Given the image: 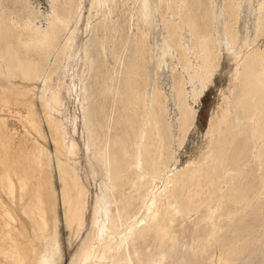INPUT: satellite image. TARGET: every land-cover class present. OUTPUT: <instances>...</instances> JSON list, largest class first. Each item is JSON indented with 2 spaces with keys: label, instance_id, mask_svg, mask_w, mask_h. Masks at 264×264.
Listing matches in <instances>:
<instances>
[{
  "label": "rangeland",
  "instance_id": "rangeland-1",
  "mask_svg": "<svg viewBox=\"0 0 264 264\" xmlns=\"http://www.w3.org/2000/svg\"><path fill=\"white\" fill-rule=\"evenodd\" d=\"M29 1L44 15L52 13L53 0ZM108 1V6L114 7L110 15L107 5H100L98 10L96 0H84L82 9L66 35V38L73 36L70 53L60 57L63 45L59 46L47 69V74H51L55 68H60L52 77L49 90L45 91L42 81L36 85V114L43 134L40 137L33 130L31 134L46 155L42 159V166L39 165L40 160L34 162L35 169H41V175L33 174L31 180L33 182L39 178L48 191L52 188L53 197L46 216L49 227L46 230L35 227L29 216L25 215L19 197L13 203L0 190V198L7 202L13 218L10 230L18 244L25 247L27 264H55L52 252L56 241L63 257L62 264H81L80 252L93 229V206L97 197L102 199L96 228V234L100 233L101 236L95 245L106 248V259L102 264H116L117 254L120 255L118 260L123 256L125 242L130 243L136 264H219L220 261V264H264V144L258 141L255 145L253 138L251 145L247 146L245 136L247 120L252 119L249 122L254 123L258 111L263 108L264 113V98H258L252 106V114H249L248 103L242 99L246 92L248 69L236 70L235 55L247 39L252 41L250 49L264 51V27L261 32L257 30L258 8L264 0H242L237 13L238 20L232 22L238 34L236 45L230 44L225 33L230 21L224 11L227 6L225 0ZM0 2L3 6H9L14 0ZM94 4L96 7L93 9ZM55 5L59 6L57 3ZM40 22L47 26L45 17ZM207 35L213 36L214 43L220 44V66L200 99L197 102L190 100L197 113L195 125L183 146L178 147L172 142L175 154L167 179L171 184L161 183L162 187L158 185L150 197L152 200L163 196L158 208L149 204L150 198L142 204L143 196L130 204L129 194L123 187L115 188L114 193L120 195L121 202L118 206L112 205L110 202L114 195L104 188L102 169L96 154L106 142L110 145V156L119 158L116 165L125 167L131 163L127 167L129 173L135 172L136 158L125 153L122 145L117 143L126 139L125 136H119L125 123L123 115L127 112L126 106L138 99L145 101V106L142 104L140 108L149 106L157 88L168 96L169 121L173 124L174 136L177 135L175 120L178 110L172 92L173 85L184 78L189 94L200 88L199 79H193L194 70H184L178 60L188 49L190 60L197 68L201 60L193 48L202 36ZM177 44L179 46H175ZM163 52L171 53L173 58L166 57L167 63L159 68L158 62L163 58ZM88 57L92 60L91 69L87 66ZM13 74L17 78H24L20 71ZM99 74H104L106 79L103 93L100 94ZM85 84L87 87L83 90ZM52 89L60 91L63 101V106L54 111L50 106L47 107L63 125L61 143L65 148L62 153L56 151L53 134L39 100L43 90L49 99ZM85 94L87 101L83 100ZM9 116L0 112V119ZM134 117L132 112L131 118L136 122ZM13 119L20 118L13 115ZM99 133L103 137V144L95 141ZM73 145H77L78 150L75 149V155L72 156L69 150ZM240 153L242 156L235 161L234 158ZM220 155L222 162L218 164L216 160ZM59 162L77 170L83 185L90 190L91 207L87 225L79 236H76V229L68 225L61 194ZM200 170L203 171L201 176L192 177L193 172ZM165 183L169 186L166 187ZM199 184L201 188H209V192L197 196ZM162 189L164 192H161ZM125 201H129V204ZM149 207L157 212L150 219L147 216L151 214ZM120 210L123 212L122 226L116 229L109 243L108 230L114 232L111 222ZM128 214L135 216L131 222L126 221ZM124 259L121 263L129 264V257ZM98 263L94 259L89 264ZM2 264L6 263L3 261Z\"/></svg>",
  "mask_w": 264,
  "mask_h": 264
},
{
  "label": "bare ground",
  "instance_id": "bare-ground-1",
  "mask_svg": "<svg viewBox=\"0 0 264 264\" xmlns=\"http://www.w3.org/2000/svg\"><path fill=\"white\" fill-rule=\"evenodd\" d=\"M108 2V0H96L95 4L98 3V10L101 7L100 5H107L106 8L109 9L110 15L113 13L114 7L108 6ZM225 2H227V6L224 8V11L229 15L230 20L225 27V33L229 38L230 44L236 45L238 42V34L232 27V22L238 20L237 13L238 9L241 7L242 0H225ZM56 3L59 6H56ZM83 3L84 0H53L52 13L44 15L29 0H14L12 5L9 6H3L0 2V112L10 115L9 117L0 119V190L3 191L13 203H16L18 196L25 215L29 216L35 227L42 230H46L49 227L46 216L49 209L48 204L53 197V192L51 191V187V190L49 189V191L46 189L45 184L41 181V179H34L33 182L31 180L33 174L41 175V169H35L34 162L40 160L39 165L42 166V159L46 155L45 151L39 146V143L31 134V130H33L41 137V133L43 131L41 130V125L38 119L39 117H37L36 114V85L42 81L45 91L49 90L48 85L52 82V77L60 69L55 68L51 74H47L49 62L54 52L61 45L63 46L59 55L60 57L70 53L73 36L66 38V35L79 11L82 9ZM95 4L93 5V9L96 7ZM44 17L47 20V26L42 25L40 22V20ZM106 17L108 18L109 16ZM257 24V30L258 32H261L264 27V1L259 4ZM64 38H66V41L62 44ZM251 44V39H247L241 50L235 52L237 59L236 70L239 71L241 68L248 69L247 76L245 77L246 92L244 95L242 94V99L248 103L247 110L249 111V114H252V106L258 98H264V51L259 48L250 49ZM105 46L106 44L103 45V50L106 49ZM175 46L179 45L177 44ZM193 50L195 55H197V58L201 60V63L197 66V68H195L196 66L194 67L192 64L193 61L191 62L190 60V53H187L188 49L185 50L186 53L182 56V58L180 57L178 62L182 65L184 70H194L195 74L193 79H199L200 88L199 90L194 91L192 95L189 94L186 90L187 84L184 78L176 81L173 85L172 92L174 94L175 105L178 110L177 119L175 118V121L177 122V135L174 136L173 124L169 121L170 115L168 112V96L166 97L162 91L157 88L154 91V97L149 106L140 108V105L142 104L145 106V101L144 99H138L137 102H130L126 106L127 112L125 113V116L123 115L125 123L119 133V136H125L126 139L119 140L117 143L122 145L125 153H128V155L132 154V156L136 158L137 165L134 168L135 172L129 173V169L127 167H129L131 163H128L129 166L125 167L116 165L119 158H112V156H110V145L106 142L104 143L102 150L96 154V159L102 169L104 188L113 192L114 195L113 200L110 202L112 205L118 206L121 202L120 195H115L114 193L115 188L123 187L126 189L129 194L130 204H133L136 200H139L140 196H143V204L144 202L146 203L145 200H148L151 196H153V193H155L153 190L156 189L158 185L164 182L171 184V182L167 181V179L168 175L171 173L170 164L175 154V151L172 148V142L174 141L178 147L183 146L185 143L189 132L195 125L197 117L196 110L191 106L190 100L197 102V100L200 99L205 90L212 83L213 76L220 66L222 51L220 44L214 43L213 36H202ZM166 57L173 58L171 53H165L163 58L161 57L162 59L158 62L159 68L167 63ZM91 64L92 60L88 57L87 66H89V69L92 67ZM17 71L22 72L24 74V78H17L13 74ZM84 74H86V71H84ZM105 82V75L99 74V94L103 93V85ZM86 87L87 85L85 84L83 90H85ZM45 91L43 90L41 92L39 100L42 104L41 107H43L45 112L46 122L53 134V142L56 151L58 153H62L65 148L61 143L62 136L64 135L62 128L63 125L56 117H54L53 112L51 113L47 108L50 106L52 111H54L56 108L63 106L61 93L58 89H52L50 90V97L48 99L45 96ZM83 100H88L86 94L84 95ZM130 106H132V109H130ZM262 110L258 111V117L254 123L249 122L252 121V119L247 120L245 135L247 146L251 145L253 138L255 139V145L258 141H261L262 145L264 144V113ZM129 112H133V115L135 116L134 119L137 124L132 120L131 113ZM13 115L18 116L20 119H13ZM229 115H231V113ZM88 133L93 137V134L89 129ZM100 136L101 134L98 136V140H95L99 141V143L97 142L98 144L103 141V137L101 138ZM75 149L78 150L77 145H73V148L69 150V153L72 156L75 155ZM6 152H8V154H6ZM221 156L222 155H220L216 160L218 164L222 162ZM241 156V153L238 154L234 160H238ZM128 157L130 158V156ZM195 162L197 164V161ZM6 164L7 168L5 167ZM58 166L60 184L62 185V200L68 225L71 229H76V236H79L87 225V216L91 207L90 190L83 185L77 170H75L71 165L59 162ZM202 172V170L195 171L193 172L192 177L197 178L201 176ZM177 181H179V179ZM166 183L165 186L167 185ZM160 187L162 186L160 185ZM199 190L200 191L197 192V196L209 192V188L205 189L200 187ZM161 192H164V190L162 189ZM158 195L159 194H157V196ZM162 197L159 196L155 199L153 198L154 200H151V197V202L149 201V204L151 206H157L158 208L159 201ZM100 200L102 199L97 197L93 206V229L84 244V248L80 252L81 264H89L94 259L99 262L98 264H102L101 262L106 259V250H104L106 248H103L101 245H95V242L99 240L101 236L100 233L96 234V228H98V217L101 213ZM128 202H126V204ZM6 203L0 198V256L3 257V260L0 259V264H2L3 261L6 264H27L26 249L18 244L17 240L14 238L13 231L10 230L13 218L8 208L9 206L7 207ZM149 208L151 214L147 215L148 219L154 217L157 213L151 207ZM137 211H139V209ZM121 214L123 216V212L121 213L120 210L114 216V220H111V228L114 232L108 230L109 232L107 237L109 239V243L114 238V233L117 231L116 229H119L122 226ZM132 217L128 214L126 221L133 220ZM129 244V242H125V249L123 250V256L120 260H118L120 255L117 254L115 260L116 264H123L121 263L122 260L127 257L130 259L129 264H136V256H134L133 252H131V246H129ZM52 253V256L56 259L55 264H62L63 257L57 241L54 244ZM77 260L79 261V259ZM210 260L212 259L210 258ZM220 263L221 261L219 264ZM226 264L230 263L227 262Z\"/></svg>",
  "mask_w": 264,
  "mask_h": 264
}]
</instances>
